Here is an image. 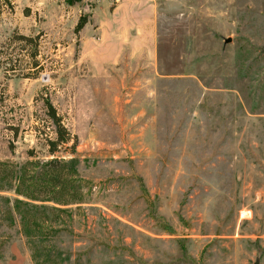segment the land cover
Masks as SVG:
<instances>
[{
    "label": "rangeland",
    "instance_id": "rangeland-1",
    "mask_svg": "<svg viewBox=\"0 0 264 264\" xmlns=\"http://www.w3.org/2000/svg\"><path fill=\"white\" fill-rule=\"evenodd\" d=\"M0 196L56 217L50 264H264V0H0Z\"/></svg>",
    "mask_w": 264,
    "mask_h": 264
},
{
    "label": "trees",
    "instance_id": "trees-1",
    "mask_svg": "<svg viewBox=\"0 0 264 264\" xmlns=\"http://www.w3.org/2000/svg\"><path fill=\"white\" fill-rule=\"evenodd\" d=\"M79 1L80 0H66V2L69 5H73ZM86 22H87L86 17L81 18L77 23V25L75 26V32L78 33L83 28ZM19 38L26 42L27 41L33 42L34 50L31 53V57L35 59L38 54V49H37L38 37L20 35ZM45 106H46V112H45L46 116L52 123L55 132V138L48 140V145H49L48 150L51 154H53L57 151V147L60 144L66 143V141L70 137V133L68 132L66 126L64 125L62 117L57 113L56 108L53 106V104L48 98L45 100ZM59 162H60L59 159H55V160L47 161L45 163L50 165L51 164L57 165ZM23 172L24 173L21 176L19 186H23L27 182H33V179L36 180L37 177H34L32 174L28 175L25 171ZM35 180H34V184L37 183V181ZM17 193H22V192L21 190L18 189ZM26 197L28 196L26 195ZM0 198L2 197L0 196ZM32 198H34V196H32ZM5 201H7L6 204L0 205V220H2L3 217H7L10 220H13V217L17 215L18 219L20 220V224L18 225L17 232L20 236L29 239L28 244L31 246L32 259L36 262V264H50L51 263L50 258L55 248H52L47 244L45 246H42V243L43 241H45V238H47V235H49L48 232L53 231L54 233L55 232L57 233L59 231V225L53 226V222L56 219V217L49 219L42 216L44 212L49 210L47 209L48 207L43 205L39 206L37 204L29 203L28 201H24L18 198H15L12 203L10 200L6 198ZM52 210L57 213L64 211V209L56 206L53 207ZM42 235H45V237H43ZM0 261L1 262L6 261L1 253H0ZM54 263L62 264V262H59L57 259L54 260Z\"/></svg>",
    "mask_w": 264,
    "mask_h": 264
},
{
    "label": "crops",
    "instance_id": "crops-1",
    "mask_svg": "<svg viewBox=\"0 0 264 264\" xmlns=\"http://www.w3.org/2000/svg\"><path fill=\"white\" fill-rule=\"evenodd\" d=\"M19 256L15 255L14 258L10 259V260H6L4 262L0 261V264H21V262H19Z\"/></svg>",
    "mask_w": 264,
    "mask_h": 264
},
{
    "label": "water",
    "instance_id": "water-1",
    "mask_svg": "<svg viewBox=\"0 0 264 264\" xmlns=\"http://www.w3.org/2000/svg\"><path fill=\"white\" fill-rule=\"evenodd\" d=\"M230 38L225 39V42H229ZM254 264H259V258L257 257Z\"/></svg>",
    "mask_w": 264,
    "mask_h": 264
}]
</instances>
